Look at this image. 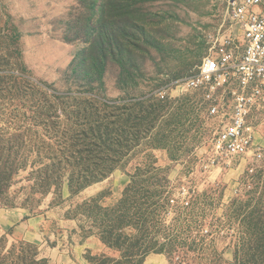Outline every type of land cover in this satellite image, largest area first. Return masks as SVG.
I'll use <instances>...</instances> for the list:
<instances>
[{"label":"rangeland","instance_id":"rangeland-1","mask_svg":"<svg viewBox=\"0 0 264 264\" xmlns=\"http://www.w3.org/2000/svg\"><path fill=\"white\" fill-rule=\"evenodd\" d=\"M229 1L0 0V264H264V171L178 90Z\"/></svg>","mask_w":264,"mask_h":264},{"label":"built area","instance_id":"built-area-1","mask_svg":"<svg viewBox=\"0 0 264 264\" xmlns=\"http://www.w3.org/2000/svg\"><path fill=\"white\" fill-rule=\"evenodd\" d=\"M227 23L226 39L212 42L196 74L178 90L197 93L209 117L220 119L214 167L248 159L247 170L257 174L264 171V146L258 141L264 128V0H230Z\"/></svg>","mask_w":264,"mask_h":264},{"label":"crops","instance_id":"crops-1","mask_svg":"<svg viewBox=\"0 0 264 264\" xmlns=\"http://www.w3.org/2000/svg\"><path fill=\"white\" fill-rule=\"evenodd\" d=\"M152 259H153L155 264H162L163 263L161 256L155 255L154 257H152ZM81 264H84V263H81Z\"/></svg>","mask_w":264,"mask_h":264}]
</instances>
